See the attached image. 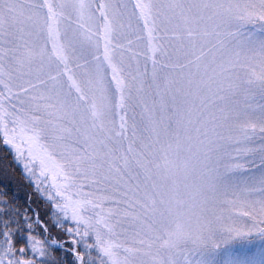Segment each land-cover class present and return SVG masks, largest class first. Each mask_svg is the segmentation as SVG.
<instances>
[{
  "label": "snow or ice",
  "instance_id": "snow-or-ice-1",
  "mask_svg": "<svg viewBox=\"0 0 264 264\" xmlns=\"http://www.w3.org/2000/svg\"><path fill=\"white\" fill-rule=\"evenodd\" d=\"M0 144V264H264V0H0Z\"/></svg>",
  "mask_w": 264,
  "mask_h": 264
},
{
  "label": "trees",
  "instance_id": "trees-1",
  "mask_svg": "<svg viewBox=\"0 0 264 264\" xmlns=\"http://www.w3.org/2000/svg\"><path fill=\"white\" fill-rule=\"evenodd\" d=\"M5 187L10 188L13 193L19 198L20 202L27 200L30 193H33V188L23 176L21 169L12 161L10 154L0 144V191ZM33 207L41 211L43 215L47 210L43 201L33 195Z\"/></svg>",
  "mask_w": 264,
  "mask_h": 264
},
{
  "label": "rangeland",
  "instance_id": "rangeland-1",
  "mask_svg": "<svg viewBox=\"0 0 264 264\" xmlns=\"http://www.w3.org/2000/svg\"><path fill=\"white\" fill-rule=\"evenodd\" d=\"M18 167L21 169V172H22V174H23V171H22V168L18 165ZM24 176V175H23ZM25 177V176H24ZM26 179V178H25ZM27 180V179H26ZM28 181V180H27Z\"/></svg>",
  "mask_w": 264,
  "mask_h": 264
}]
</instances>
